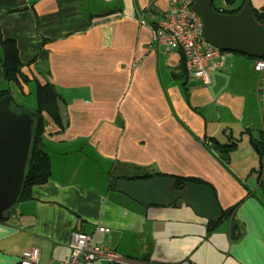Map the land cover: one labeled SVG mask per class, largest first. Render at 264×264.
Instances as JSON below:
<instances>
[{
  "label": "crops",
  "instance_id": "1",
  "mask_svg": "<svg viewBox=\"0 0 264 264\" xmlns=\"http://www.w3.org/2000/svg\"><path fill=\"white\" fill-rule=\"evenodd\" d=\"M246 3L264 13V0H211L228 15ZM167 9V0H0V92L30 113L24 97L50 84L63 121L60 129L48 117L42 135L50 178L0 222V264H19L32 247L38 264H57L76 229L123 264H264V195L249 140L264 148L254 60L235 53L214 60L203 84L182 69L181 51L154 42ZM3 39L15 42L26 84L4 79ZM234 140L220 160L214 141ZM144 172L210 185L219 209L236 206L240 238L231 240L230 220L207 233L210 219L196 202L144 204L119 193V180L112 187L114 177Z\"/></svg>",
  "mask_w": 264,
  "mask_h": 264
},
{
  "label": "water",
  "instance_id": "2",
  "mask_svg": "<svg viewBox=\"0 0 264 264\" xmlns=\"http://www.w3.org/2000/svg\"><path fill=\"white\" fill-rule=\"evenodd\" d=\"M192 11L202 22L203 39L221 51L260 58L264 54V25L255 22L246 3L236 14H222L211 0H194ZM155 29V28H154ZM10 95L0 97V220L17 202L31 142L33 114L16 112ZM227 156H221L224 161ZM175 179L158 176L143 180H119L117 191L147 204H166ZM183 196L196 202L197 213L217 221L221 217L213 191L206 185L183 182Z\"/></svg>",
  "mask_w": 264,
  "mask_h": 264
},
{
  "label": "trees",
  "instance_id": "3",
  "mask_svg": "<svg viewBox=\"0 0 264 264\" xmlns=\"http://www.w3.org/2000/svg\"><path fill=\"white\" fill-rule=\"evenodd\" d=\"M234 0H226L227 3H233ZM252 9V13L254 16V20L256 23L260 25H264V13L262 11ZM238 12L234 11L231 13L236 14ZM2 50H3V58H2V67H3V77L6 81L14 82L19 86L21 84H26L31 79L24 75L21 71L22 64L18 57V50L16 44L13 40L3 39L1 40ZM251 59H254L250 57ZM183 61V60H182ZM183 65V64H182ZM182 69L185 71L184 66ZM186 72V71H185ZM5 95H9V91L5 90L0 92V97ZM36 101L37 106L33 112V124H32V134H31V142L28 152V159L25 166L24 179L22 183V187L17 199V202L25 201L30 198V191L33 186L44 184L49 178L51 174L50 169V159L48 155L44 152L42 146V135L44 134L47 127V118L49 117L55 125H57L60 129H63V121L59 112L60 107V96L54 89V87L50 84H36ZM10 107L19 112L23 109L21 107L16 106L12 99L10 102ZM250 144L253 149L256 151L259 157V170L256 173V183L257 186L261 189L264 195V171H262V166L264 162H262V157L264 156V148L261 146V142L256 139H253L251 135H249ZM237 146V141L234 140L230 144L220 145L216 141H214V149L218 154L228 156L229 153L235 150ZM164 176L158 173L152 174L149 172H144L142 175H136L132 177H114L112 187L115 189V182L118 180H143L152 177ZM175 179V183L173 186V193L169 196V200L166 204L177 206L182 202H186L183 196V182H191L194 184H203L208 186L212 191V187L207 183L202 182L201 180L195 178H181L177 176H166ZM16 202V203H17ZM152 204H156L153 202H149ZM12 209V208H11ZM10 209V210H11ZM236 206L228 208L226 210L220 209L221 217L217 221L209 220L207 223L206 231L207 233H211L214 231L222 222L226 220H230V238L231 240H238L241 236L242 229L239 222L234 219ZM9 210V211H10ZM9 211L3 213V218L0 220L4 221L7 218ZM119 264V263H114Z\"/></svg>",
  "mask_w": 264,
  "mask_h": 264
},
{
  "label": "built area",
  "instance_id": "4",
  "mask_svg": "<svg viewBox=\"0 0 264 264\" xmlns=\"http://www.w3.org/2000/svg\"><path fill=\"white\" fill-rule=\"evenodd\" d=\"M168 9L164 19L154 29V42L164 52L179 50L187 74L199 79L203 84L211 82L210 63L222 60L230 52L221 51L203 39L202 22L192 11L194 0H167ZM253 69L258 74L257 99L261 115L264 116V54L253 59ZM103 232V228H98ZM69 255L57 264H91L96 261L123 264L122 258L106 246L93 242L92 236L76 229L68 242ZM39 250L36 247L21 252L19 264H38ZM49 264H55L51 262ZM180 264H192L182 262Z\"/></svg>",
  "mask_w": 264,
  "mask_h": 264
},
{
  "label": "rangeland",
  "instance_id": "5",
  "mask_svg": "<svg viewBox=\"0 0 264 264\" xmlns=\"http://www.w3.org/2000/svg\"><path fill=\"white\" fill-rule=\"evenodd\" d=\"M9 89H10V92L13 94L16 90H17V88L12 84V83H9ZM19 98V97H18ZM23 102H24V104L27 106V107H33V109H36V106H37V101H36V95H35V93H34V90H33V92L31 91L30 92V94L28 95V96H26V97H24V100H23ZM229 156V155H228ZM245 164L248 166H250V165H252V164H254V163H252L251 161H250V159L249 160H247L246 162H245ZM258 169V165L257 164H255L254 165V171L255 170H257Z\"/></svg>",
  "mask_w": 264,
  "mask_h": 264
}]
</instances>
